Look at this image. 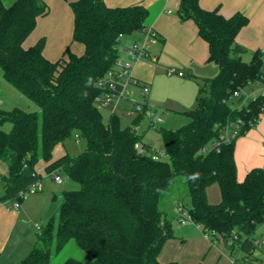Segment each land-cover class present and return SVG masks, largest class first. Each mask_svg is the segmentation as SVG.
Segmentation results:
<instances>
[{"label": "trees", "instance_id": "trees-1", "mask_svg": "<svg viewBox=\"0 0 264 264\" xmlns=\"http://www.w3.org/2000/svg\"><path fill=\"white\" fill-rule=\"evenodd\" d=\"M65 1L74 14L73 41L85 51L79 56L67 49L52 62L43 53L45 38L24 46L38 19L48 15L46 3L15 0L6 6L0 0V70L11 87L39 107L33 113L0 108V164L6 167L0 205L21 203L41 182L36 170L40 161L47 163V174L63 170L79 185L63 192L57 214L42 226L18 264H51L53 255L70 241L92 261L69 258L63 264H162L165 243L176 237L164 205L172 199L177 178L190 195V221L201 226L212 243L221 238L236 257L234 264H263L253 239L264 223V169L254 168L239 181L235 162L237 139L256 126L264 112L261 94L242 105L252 85L264 88V55L256 51L246 62L247 49L236 42L249 18L240 12L227 18L218 10L203 9L200 0H180V20L196 24L208 45V61L218 65L219 73L198 82L196 106L183 113L188 124L161 130L168 160H154L150 149L148 154L136 149L144 136L137 131L144 115L123 125L113 114L105 123L96 102L99 82L119 66L120 36L133 37L149 28V8L109 7L104 0ZM5 123L12 125L10 132L1 129ZM235 125L240 127L238 138L221 141L224 129ZM72 138L84 141L85 150L54 159L57 146ZM214 184L221 193L217 204L207 196ZM0 264H6L1 255Z\"/></svg>", "mask_w": 264, "mask_h": 264}, {"label": "crops", "instance_id": "crops-1", "mask_svg": "<svg viewBox=\"0 0 264 264\" xmlns=\"http://www.w3.org/2000/svg\"><path fill=\"white\" fill-rule=\"evenodd\" d=\"M43 1L48 5L49 13L38 19L36 28L28 37L29 39L34 34L37 39L33 43H28L27 39L24 46L32 47L40 39L45 38L46 44L43 53L52 62L62 58L67 49L76 55H82L85 51L84 46L73 41L74 14L69 3L65 0ZM104 2L109 7L144 5L150 10L148 25L157 37L150 43L149 58L130 60L126 56H120L122 64L129 65V76L133 80L149 86V93L144 98L140 97L139 87L132 86L130 88V90H134L135 96L138 92L137 102L144 101L153 113L157 112L159 106L180 114L194 109L199 90L198 82L216 76L219 73V67L208 61V45L198 35L196 24L193 21L180 20L178 16L180 0H104ZM199 3L203 9L218 10L227 18L238 12L245 14L249 18V22L236 37V42L247 49L243 59L250 61L256 51H260L264 55V0H200ZM141 37V34H136L133 39L137 40ZM125 39H122V44ZM169 69H174L176 72L169 75ZM186 71H188L187 75H185ZM262 89L261 85L259 91ZM127 102L132 106L133 102L129 100ZM254 127L239 137L235 144V162L239 181H242L250 170L262 168L261 166L264 164L255 163L251 156L247 155L244 162L239 158L242 150L246 152L247 147L249 149L255 143L258 145L257 142L260 143L264 139V112ZM141 142L148 150H151V147L143 142V138ZM55 151L54 159L67 153L66 149L59 155H56ZM151 153H153L152 150ZM42 166L45 170L47 163L42 161ZM36 170L42 179L43 175H48L45 171L41 173L37 167ZM0 172L3 175L6 173V167L3 164H0ZM42 179L39 192L44 189ZM52 195L54 200L56 195L55 193ZM47 199L49 200V196L46 191L38 196V202L31 206L24 202L17 210H9L6 206L0 205V255L2 262L18 264L31 251L38 235L35 225L39 223L34 221L35 238L33 235L30 237L31 230L27 225H31V222L37 218L41 220L43 217L50 216L49 221L54 216L50 213ZM46 224H40V226ZM208 242L197 237L170 239L165 243L159 261L162 264L171 262L177 264H230L229 259L220 250L212 253L206 261L205 258L210 254L214 245L209 238ZM192 243L195 245L192 247L197 248L196 252L188 249ZM224 247L228 252L225 244ZM200 258L203 261H200Z\"/></svg>", "mask_w": 264, "mask_h": 264}, {"label": "rangeland", "instance_id": "rangeland-1", "mask_svg": "<svg viewBox=\"0 0 264 264\" xmlns=\"http://www.w3.org/2000/svg\"><path fill=\"white\" fill-rule=\"evenodd\" d=\"M2 1L6 6H10L15 2V0H2ZM125 38L126 39L124 40V45H127V44L129 45L134 40L133 37H125ZM36 39H37L36 35L33 34L28 39V43H33ZM244 61L248 62V60H244ZM187 73L188 71L185 72V75H187ZM260 88H261V84L252 85L250 89L246 91V98H245L246 102H249L253 100L255 97H257L260 92L259 91ZM130 93L131 95H129L128 98L137 101V99L139 98L138 92H137V96H135L134 90H130ZM0 102L2 103V105L0 106L1 109L11 110L13 108H20L29 113L39 112V107L36 104H34L29 99H27L25 96H23L20 92H18L16 89L11 87L4 80L3 73L1 70H0ZM159 107H160L159 109L157 108V112L152 114V117L144 116L139 126L137 127V131L140 134H144L143 142L146 145L151 147V150L154 154L161 155L162 160H168V157L164 151L161 130L164 129V130L175 131L181 128L182 126L188 124L190 119L188 116L184 114L172 112L171 110H165L164 108H162V106H159ZM98 108L103 115L105 123H107L110 120V117L112 116V112L109 109H105L103 107L98 106ZM124 108L131 109L132 106H130L129 102L123 101L120 104L116 114L121 117V122L123 125H129L138 117V115L135 114L134 116L132 115L131 117L124 116L123 114L125 110ZM157 118H161L163 122L162 123L155 122ZM153 121L155 122L154 126H153ZM1 129L5 132H10L12 130V125L10 123H5L4 125L1 126ZM257 143L258 145L255 143L254 146L250 147L249 149L247 147L246 152H244L243 150L240 152L239 158L241 159V161L244 162L245 156L247 155L248 157L251 156V159L255 163H258L260 165L264 163V145H263L264 139L261 140L260 143L259 142ZM85 147H86V144L84 141H81V140L77 141L75 138H72L64 142L63 146L60 145L58 147L59 149L57 148L55 153L56 155L57 154L59 155L61 153H64L62 151H65L66 149L65 152H67L69 155L76 156L82 153L85 150ZM263 165L264 164H262L261 167L264 169ZM37 168H39V171L41 173L45 171L42 166V161L38 163ZM55 175L59 176L62 179L61 183H58L54 180L53 174L43 175V179H42L43 188H44L43 191L39 192L38 191L39 189H38L35 192L27 193L25 195V199L21 203L25 202V203H28V206H31L32 204H35L36 202H38L37 201L38 196H40L44 192L46 193L47 191V194L49 196V200L47 199L48 200L47 205L50 206L51 215L52 216L56 215L62 203L63 192L77 190L79 188V185L75 181H73L70 177H68L67 174L63 170L55 171ZM52 193H55L56 195V198L54 200L52 199V196H53ZM171 195H172L173 200L170 199L168 205L167 206L166 204L164 205V209L167 211L168 217L173 219V231L176 236L175 238L180 240L181 237H184V238H196L197 237V238H202L206 242H208V238L205 237V235L203 234L201 227L197 226L196 224L190 223V222L184 226L180 225L177 216L176 215L174 216L175 214L174 209L176 205H180L185 209H190L192 205L190 195L188 193V190L182 178H177L175 180L173 184V188H172V193L170 194V196ZM207 196L211 204H217L221 201V193H220V190L217 184H214L208 187ZM10 203L11 202H8L4 206L6 207L10 206ZM43 206L45 205L43 204ZM49 217L50 216L43 217L41 220L37 218V220H33V222H31V225L30 224L27 225L31 230L30 237H32V235L34 236L36 233V229L34 227V221H37L39 225L40 224L43 225L48 222ZM255 237L259 239L260 238L264 239V223L257 228ZM192 246H195V245L192 243L190 246H188V249L194 250L196 252L197 248L196 247L193 248ZM218 250H220L221 253L229 259L230 264H233V261L236 259V257L229 256L228 252L225 250L224 243L221 238L216 240V242L213 245V248L210 251V254L205 258V260L207 261L209 257L212 255V253L218 252ZM255 255L259 257L264 264V245L261 246L258 251H256ZM69 258H73V259H76V260H79L85 263H89L92 261V257L90 255L80 250L73 241H70L64 247L62 251L53 255L51 264H63ZM202 258H203V255H202ZM200 261H203V260H201L200 258Z\"/></svg>", "mask_w": 264, "mask_h": 264}, {"label": "built area", "instance_id": "built-area-1", "mask_svg": "<svg viewBox=\"0 0 264 264\" xmlns=\"http://www.w3.org/2000/svg\"><path fill=\"white\" fill-rule=\"evenodd\" d=\"M141 34V39H134L129 45H124L121 43L119 52L120 56H126L128 59H136V60H142L145 58H149L150 55V43L154 41L157 37L156 33L151 29L147 28L145 29ZM122 39L124 37L120 36ZM128 64H122V62L119 59V66L117 69L111 70L107 73L105 78L99 82L98 86L102 89L101 94L97 97L96 102L99 107H103L105 109H109L113 114L117 113V110L120 106V104L123 101H131L132 108L131 109H125L123 114L126 117L134 116L135 114H143L146 117H152L153 111L148 108L146 103L144 101L137 102L135 100L129 99L128 96L131 95L130 88L132 86H136V80H133L129 76L128 71ZM176 71L174 69H169L168 74L173 75ZM138 87V86H137ZM140 88V97L144 98L149 93V86L147 84H143L142 86H139ZM262 96H264V88L260 91ZM246 101L242 104L245 105ZM1 106V102H0ZM242 107V106H240ZM157 123H162L163 120L161 118H157ZM153 121V126L155 124ZM239 125H235L232 127H226L223 131V135L221 137V141L225 143H229L239 136ZM264 145V143H263ZM136 149L139 154H148L149 151L144 146L142 142H138L136 144ZM151 156L154 160L161 159V155L151 153ZM2 173L0 172V179L2 177ZM54 180L58 183L62 182V179L59 176H56L55 173ZM40 188V183L34 185L29 192H35ZM20 202L13 201L10 203V206H7V209L9 210H17L20 207ZM175 215L178 218V221L180 225H187L190 221L188 210L183 208L180 205H177L174 209ZM38 233H40L42 226L39 224L35 225ZM208 237V235H206ZM209 238V237H208ZM253 244L256 248H258L256 251L260 249L261 246L264 245V239L262 238H256L254 235ZM256 253V252H255ZM240 254V251L238 252V255ZM234 264V261H233Z\"/></svg>", "mask_w": 264, "mask_h": 264}]
</instances>
